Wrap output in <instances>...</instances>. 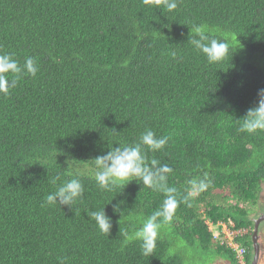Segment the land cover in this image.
<instances>
[{
	"label": "trees",
	"instance_id": "trees-1",
	"mask_svg": "<svg viewBox=\"0 0 264 264\" xmlns=\"http://www.w3.org/2000/svg\"><path fill=\"white\" fill-rule=\"evenodd\" d=\"M194 25L228 45L222 61L209 64L187 43ZM146 36L156 44H143ZM0 53L39 66L0 94V264H207L212 256L237 264L207 219L249 229L237 241L251 263L264 131L242 132L237 119L264 89V0H178L172 12L155 0H0ZM146 129L168 137L147 157L172 169L167 184L179 201L149 255L135 232L164 193L135 181L101 190L88 161ZM76 170L84 194L75 211L41 207L56 188L49 179ZM197 177L208 186L189 196ZM104 206L109 235L87 215Z\"/></svg>",
	"mask_w": 264,
	"mask_h": 264
},
{
	"label": "clouds",
	"instance_id": "clouds-1",
	"mask_svg": "<svg viewBox=\"0 0 264 264\" xmlns=\"http://www.w3.org/2000/svg\"><path fill=\"white\" fill-rule=\"evenodd\" d=\"M152 2L153 0H144L145 4ZM155 2L162 4L168 12H172L178 7V0H155ZM192 32H194L195 36L189 34L187 43L202 53L209 64L218 63L228 55V45L223 40L210 38L199 25H194ZM172 55L175 56V52ZM38 71L37 61L31 56L26 57L23 64H21L12 54L0 53V94L7 95L21 79L25 76L35 77ZM257 95L256 104L248 108L246 113L237 119L240 124L239 130L242 132L255 133L264 131V89H260ZM167 143L168 137L157 136L152 130L146 129L134 143L118 144L116 147L111 145L103 155L88 160L94 170L95 182L101 190L111 192L116 188H124L130 182L135 181L153 191L164 193L165 199L161 207L147 217L135 232L136 238L141 242V250L144 255H149L155 248L161 221L163 223L171 222L179 204L175 195L177 189L167 184V176L172 172V169L166 164H161L156 159L149 160L147 157V152L155 153L160 151L165 148ZM73 161L75 160L69 159L67 161V169H70ZM68 175L71 177L70 179L59 183V175L49 179L48 182L56 185V188L47 194L41 207L59 206L60 208L67 207L69 210L75 211V204L82 199L84 194V186L80 179L83 173L76 170L75 172L69 171ZM187 183L189 196L203 191L208 186L206 177L193 178L188 180ZM119 208V204L113 205L115 213L120 214ZM87 215L90 220L95 222L101 233L110 234L112 217L106 213L105 206L99 210H90ZM205 223L208 224L210 231H212L210 229L211 226L218 228L217 234L212 231L213 241L221 246V240L216 238V235L219 236L221 231V228L217 226L219 222L215 224L207 219ZM220 238H223L222 235ZM223 247L226 246L224 245ZM244 262L247 264L246 257Z\"/></svg>",
	"mask_w": 264,
	"mask_h": 264
},
{
	"label": "rangeland",
	"instance_id": "rangeland-1",
	"mask_svg": "<svg viewBox=\"0 0 264 264\" xmlns=\"http://www.w3.org/2000/svg\"><path fill=\"white\" fill-rule=\"evenodd\" d=\"M149 37H145L143 44H156L155 40L153 41H148ZM160 40H158L159 42ZM233 44L238 48L239 44H236L235 42H233ZM233 45V46H234ZM238 50V49H237ZM175 64V60H173L168 66H164L165 64H154L150 67L151 72L156 73L159 71H163L166 69L171 68L172 65ZM264 66V65H262ZM237 202H235L234 199H230L229 202L227 203L228 205L230 204L231 206H235ZM264 214V186H263V190L260 194V198L258 200V208H255L253 210V213L251 214V219L257 220L258 217H260L261 215ZM210 229L213 231L214 234L218 233V228L216 226H211ZM259 245H260V258H259V263L258 264H264V223H261L259 226ZM251 256H253V252L251 254ZM252 258V257H251ZM208 263L207 264H229L228 262L224 261L223 259L219 258V257H210L206 260Z\"/></svg>",
	"mask_w": 264,
	"mask_h": 264
},
{
	"label": "built area",
	"instance_id": "built-area-1",
	"mask_svg": "<svg viewBox=\"0 0 264 264\" xmlns=\"http://www.w3.org/2000/svg\"><path fill=\"white\" fill-rule=\"evenodd\" d=\"M217 226L221 228L219 236L216 235V238L221 240L220 245L221 246L225 245L228 249L236 253L238 264H245L244 260H245L246 251L237 241V238L242 237L244 235H248L250 233V230L249 229L235 230L231 222L229 223L219 222ZM221 235L223 237L222 239L220 238Z\"/></svg>",
	"mask_w": 264,
	"mask_h": 264
},
{
	"label": "water",
	"instance_id": "water-1",
	"mask_svg": "<svg viewBox=\"0 0 264 264\" xmlns=\"http://www.w3.org/2000/svg\"><path fill=\"white\" fill-rule=\"evenodd\" d=\"M264 221V214L260 216L258 220L255 221L254 230L252 233V248H253V259L251 264H258L260 258V245H259V226L261 222Z\"/></svg>",
	"mask_w": 264,
	"mask_h": 264
},
{
	"label": "flooded vegetation",
	"instance_id": "flooded-vegetation-1",
	"mask_svg": "<svg viewBox=\"0 0 264 264\" xmlns=\"http://www.w3.org/2000/svg\"><path fill=\"white\" fill-rule=\"evenodd\" d=\"M260 217H258V219H259ZM257 219V220H258ZM256 221V220H255ZM261 223H264V221H262ZM253 256H254V253H253ZM253 256H252V259H253ZM251 261V263H252V260H250ZM250 262H249V264H251Z\"/></svg>",
	"mask_w": 264,
	"mask_h": 264
}]
</instances>
